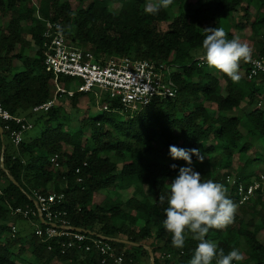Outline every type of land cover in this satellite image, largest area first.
Instances as JSON below:
<instances>
[{
  "label": "trees",
  "instance_id": "obj_1",
  "mask_svg": "<svg viewBox=\"0 0 264 264\" xmlns=\"http://www.w3.org/2000/svg\"><path fill=\"white\" fill-rule=\"evenodd\" d=\"M145 3L39 0L34 5L28 0H0V18L7 19L5 26L0 23V103L10 114L31 120L32 128L39 127L33 136L25 131L15 147L0 121V264H115L113 258L102 263L103 255L95 247L86 251L87 239L81 245L62 246L68 237L42 239L35 228L24 238L18 230L12 235L11 226L18 218L36 222L42 229L47 226L38 215L26 219L11 212L17 207L34 208V191L62 193L55 208L66 212L70 226L142 244L106 240L113 254L122 256L121 264L149 259L145 240H151L148 246L155 264H190L198 241L189 234L184 247L175 248L172 234L163 225L170 183L179 167L186 166L184 160L171 158L170 145L197 149L204 159L201 162L192 156L194 170L202 180L222 184L240 208L231 224L210 229L206 238L225 254L234 248L242 252L244 260L233 264H264V242L257 236L264 229V194L257 191L255 198L238 205L234 187L226 182L230 174L222 171L229 169L230 159L238 155L242 162L236 168V180L249 183L258 177L256 169L248 167L253 160L264 163V154H246L256 140L264 139V109L256 106L243 115L230 113L244 101L255 102L257 80L264 74L247 78V66L241 61L244 76L233 82L199 59L204 56L208 28H223L226 38L232 40L236 39L233 29H244L247 24L259 35L254 53L264 56V0H174L155 15L143 11ZM251 8L256 11L252 20ZM236 11L242 13L244 22L234 21ZM47 22L56 23L54 28L70 42L91 50L98 59L128 56L174 66L170 77L176 84V95L156 98L135 111L107 97L101 104H106V109L80 115L76 126L71 125L69 112L59 103L60 96L48 110L33 113L34 106L54 93L53 75L43 65ZM160 23L167 24L165 30L158 29ZM28 49L34 50L32 55L26 54ZM15 64L21 69L14 70ZM59 80L65 88H75L71 79ZM86 94L61 96L69 98L76 109ZM9 125L10 130L19 128L13 122ZM55 155L57 165L50 160ZM173 164L177 168L173 169ZM101 190L108 193L96 203ZM128 190L130 194L125 193ZM160 196L165 197L164 203H160ZM242 212L251 217L243 218ZM27 248L32 260L24 257Z\"/></svg>",
  "mask_w": 264,
  "mask_h": 264
},
{
  "label": "built area",
  "instance_id": "obj_2",
  "mask_svg": "<svg viewBox=\"0 0 264 264\" xmlns=\"http://www.w3.org/2000/svg\"><path fill=\"white\" fill-rule=\"evenodd\" d=\"M54 26L57 24L47 22L43 34V65L45 70L53 75L51 81L54 93L51 99L34 106L33 113L48 110L56 96L70 97L75 92L98 91V94L104 92L109 99H116L123 108L130 111L146 107L156 98H169L176 95L177 87L170 77L175 69L174 66L128 56L98 59L91 50L74 45ZM251 57V61L242 60L247 66L246 75L249 79L258 74H264V56L252 51ZM199 59L205 60L204 56ZM257 63L260 67H257ZM60 77L71 79L75 88H65L59 80ZM102 108L106 109L107 105L105 104ZM0 121L4 123L5 129L9 130V140L15 147L22 141L24 132L33 127L32 122L27 118L10 114L1 103ZM9 122L15 123L19 128L10 130ZM56 158V155L50 158L55 165H57ZM226 182L234 187L237 204L242 205L254 198L257 191L264 189V174H260L249 183L236 180L235 175L233 177L228 175ZM33 198L34 208L17 207L11 212L15 215L20 214L26 219H30V216H41L47 226L42 229L36 225V235L41 238L68 237V241L63 242L62 246H72L75 243L81 245L87 239L90 244H85L84 249L86 251L91 247L98 249L103 255L102 263L106 261V258H113L115 264L122 263V256L114 255L111 245L105 239L86 237L85 233L65 228L70 226L65 218L66 212L55 208L63 198L62 193L42 194L34 191ZM49 224H55L56 227ZM15 232L16 227L12 225L11 234L14 235Z\"/></svg>",
  "mask_w": 264,
  "mask_h": 264
},
{
  "label": "clouds",
  "instance_id": "obj_3",
  "mask_svg": "<svg viewBox=\"0 0 264 264\" xmlns=\"http://www.w3.org/2000/svg\"><path fill=\"white\" fill-rule=\"evenodd\" d=\"M174 0H146L143 11L155 15L161 9H168ZM203 40L204 58L210 67H214L233 82L241 77L238 73L241 60L251 61L252 49L238 39L228 40L223 28H208ZM257 67H260L257 63ZM171 158L182 159L186 166H180L178 175L170 183L167 196L168 207L164 209L166 219L164 228L172 234L171 243L175 248H183L189 234L198 241L190 264H233L244 260V254L232 249L225 254L218 244L206 238L210 229H224L232 223L236 211L235 203L227 196V189L211 179L202 180L201 174L194 170L192 156L199 161L204 157L197 149H184L169 146ZM172 168H177L173 164ZM160 203L165 197H159Z\"/></svg>",
  "mask_w": 264,
  "mask_h": 264
},
{
  "label": "rangeland",
  "instance_id": "obj_4",
  "mask_svg": "<svg viewBox=\"0 0 264 264\" xmlns=\"http://www.w3.org/2000/svg\"><path fill=\"white\" fill-rule=\"evenodd\" d=\"M38 1L39 0H28V2H30L34 5H37ZM72 4L77 6L76 2H73ZM144 6L145 5H143V8H144ZM262 10H264V9H262ZM241 14L242 13L239 11L234 12L233 18H234L235 22H244V20L241 18ZM255 16H256V11L254 8H251V10H250L251 20L254 19ZM6 22H7V19H3V17L0 18L1 25L5 26ZM166 26H167L166 23H160L158 26V29L165 30ZM233 32H234L236 39H238L241 43H246L252 49L253 52L258 51L257 45H258L259 35L256 34L254 31L250 30L248 27V24L245 26L244 29H233ZM33 52H34V50H32V49L26 50V54H29V55H32ZM21 67L22 66L15 64V67L13 69L18 70V69H21ZM207 68L216 69L214 67H210L209 65L207 66ZM238 73L242 79L244 76L243 71H240V69H238ZM59 98H60L59 103L63 106V108L67 112H69L71 125L76 126L77 122H78V118L80 115L85 114V113H93V112H96V113L99 112L100 113L101 112L102 107L105 105V104H103V105H101V104H102V101H104L107 98V94L104 92L98 94V91L87 93L86 95H84L83 97H81L79 99L76 109L71 105L69 98H66L64 96H60ZM91 98H92V100H90ZM243 106H244V103H242L241 107L238 110L241 111V108ZM252 107H254V106L252 105ZM106 114H108V112H106ZM30 122H32V121L30 120ZM38 131H39V127L35 126L34 128L27 130L26 135H32L33 136V135H36L38 133ZM4 141H5V144H9L7 139H5ZM261 141H264V139ZM262 152L264 154V149L262 150ZM253 155L255 157H258L259 153L256 152V150H255V153ZM237 159H238L237 155H234L230 159V162H232V166H230L229 169L223 168L222 171L223 172H229L230 176L233 177L236 173V166H237L236 161H237ZM253 166H256V165L253 164ZM257 174L258 175L264 174V168H259ZM129 192H130V190H128L125 193L130 194ZM107 193H108V190H101L97 195L96 203L101 202ZM250 204H251V202L246 204V206L250 205ZM239 212H241V211L238 209V213ZM242 217L245 219H249L251 217V215L249 213L244 214L242 212ZM14 224H15L14 226L16 227V230L19 231V234L23 238L25 236H27V234L31 233L36 226V222H32V221L24 220V219H19V218L17 220H15ZM257 236L260 239V241L264 242V230H260L259 233L257 234ZM150 241L151 240H145L144 244L146 246H148V243ZM24 257H27L29 260H32V257L30 255V250L28 248L24 254ZM141 262H142L141 264H149L150 258L148 259V257H144Z\"/></svg>",
  "mask_w": 264,
  "mask_h": 264
},
{
  "label": "crops",
  "instance_id": "obj_5",
  "mask_svg": "<svg viewBox=\"0 0 264 264\" xmlns=\"http://www.w3.org/2000/svg\"><path fill=\"white\" fill-rule=\"evenodd\" d=\"M200 54V53H199ZM198 54V55H199ZM239 69H240V71H243V75H244V68H243V66H242V62L240 61L239 62ZM257 88H258V91H257V98L255 99V102L253 103V104H249V103H247L246 101H244V102H242V103H244V106L241 108V111H239L238 109L237 110H235V111H233L232 113H230L231 115H238V114H241V115H243L244 113H247V112H249L253 107H252V105L254 106V107H256V106H260V107H262L263 109H264V78H262V79H259V80H257ZM242 103H241V105H242ZM241 105H240V107H241ZM208 106V105H207ZM239 107V108H240ZM211 110V109H210ZM240 130L243 132V133H245V129L241 126L240 127ZM253 149H250L248 152H247V154H246V157H251V156H253V154L255 153V150H256V152H258L259 154L260 153H263L262 152V150L264 149V141H261V140H256L254 143H253ZM262 149V150H261ZM237 157H238V159H237V161H236V163H237V166H236V168L237 167H239L240 166V164H241V162L242 161H240V159H239V156L237 155ZM253 164H255L256 166H253ZM231 166H232V162H231ZM248 168H254V169H256V175H258L257 173H258V169L259 168H264V163H261V162H258V161H256V160H253L252 161V164L248 167ZM259 176V175H258ZM260 193H263L264 194V189L263 190H261L260 191ZM255 198V197H254ZM238 209L240 210V208H236V212H238ZM240 213V212H239ZM261 230H264V229H261ZM259 233V232H258ZM142 262H140V264H141Z\"/></svg>",
  "mask_w": 264,
  "mask_h": 264
},
{
  "label": "water",
  "instance_id": "obj_6",
  "mask_svg": "<svg viewBox=\"0 0 264 264\" xmlns=\"http://www.w3.org/2000/svg\"><path fill=\"white\" fill-rule=\"evenodd\" d=\"M0 137L2 138L3 137V131H2V128L0 127ZM9 179L14 183V184H17V182L14 180V178L12 176H8ZM40 220L42 223L44 224H47L43 218L41 216H39ZM51 226H54L56 227L55 224H49ZM66 229L68 230H72V231H76V232H81V233H88V234H92L94 236H97L101 239H105V240H110V241H113V242H118V243H123V244H129V245H137V246H140L142 244L140 243H134V242H131L129 240H126V239H123V238H117V237H108V236H104V235H101V234H97L96 232H92L90 230H85L83 228H79V227H74V226H65ZM144 247L148 250V253H149V258H150V264H155L154 263V255L151 251V248L149 246H146L144 245Z\"/></svg>",
  "mask_w": 264,
  "mask_h": 264
}]
</instances>
